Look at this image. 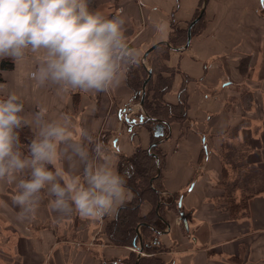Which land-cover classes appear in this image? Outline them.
Instances as JSON below:
<instances>
[{"label": "crops", "instance_id": "obj_1", "mask_svg": "<svg viewBox=\"0 0 264 264\" xmlns=\"http://www.w3.org/2000/svg\"><path fill=\"white\" fill-rule=\"evenodd\" d=\"M95 1L102 5L117 3L121 7L117 15H123L126 19L125 36L139 52L156 41L168 40L172 30L171 20L186 24L193 18L201 2ZM204 12L203 31L191 38L187 49L173 50L176 56L169 59V66L176 68V73L167 99L177 102L179 89L186 84L193 122L196 120L200 125V119L204 121L200 128L194 125L190 129L185 128L183 135L181 125L171 123L168 128L171 136L161 143L167 153L161 173L165 189L182 193L191 182H195L183 198V205L194 210L190 222L192 244L184 254H178L180 257H176L174 263L264 264V191L250 198L244 215L230 218L220 204L213 202L217 192L211 193L214 188L209 181L214 168H222L223 145L233 140L240 142L247 159L245 164L264 171V0H208ZM38 64V54L30 53L23 62L14 63L12 69H0L4 78L0 81V95L11 92L18 94L24 103V114L28 116L41 107L47 109L50 120L67 114L77 136L81 130L95 136L102 129L118 130L121 120L119 107L133 94L126 82L109 93H61L57 86H41L31 78ZM244 89L254 92L249 111H239ZM233 91L236 92L235 98L232 97ZM233 107L235 110H232ZM255 111L261 114L254 115ZM245 119L250 120L246 125L243 124ZM205 120L208 125L206 129L202 126ZM232 123L238 127L236 130L235 126L231 127ZM137 128L141 138L138 143L145 147L149 132L143 124H138ZM130 131L127 127L122 135L111 136V142L118 144V148L126 154L134 152L135 141L139 138V135L132 137ZM203 136L207 147L204 146ZM205 148L208 154L201 163L200 155ZM110 153L117 165V155L111 150ZM211 156L214 159L211 160ZM56 166L79 174V169H71L67 161H57ZM198 183H202L201 186ZM15 191L13 183L0 181V218L6 221V227L0 226V234L4 236L9 232L4 237L8 246L12 242V246H9L14 251L11 263L101 264V257L115 259L126 256L127 248L108 242L106 222L86 219L75 213L61 216L51 208L52 197L46 192L41 193L35 218L21 223L16 218L19 209L12 202ZM150 209V203L145 201L141 205V214ZM166 214L172 228L176 224L175 228L182 229L178 217L171 218L169 209H166ZM92 227L96 232L101 231V238L94 234L96 239L88 243L83 237L88 236ZM185 241H188L187 238ZM86 243L92 246L84 247ZM95 246L98 253L93 251ZM177 252L182 253L183 249L180 247Z\"/></svg>", "mask_w": 264, "mask_h": 264}, {"label": "clouds", "instance_id": "obj_2", "mask_svg": "<svg viewBox=\"0 0 264 264\" xmlns=\"http://www.w3.org/2000/svg\"><path fill=\"white\" fill-rule=\"evenodd\" d=\"M91 0H0V60L14 63L38 54L31 78L39 85L57 86L61 93H109L122 86L142 63V54L125 36L123 15L111 18L90 8ZM30 128L27 151L20 130ZM67 161L70 172L57 161ZM109 148L94 134L74 132L65 114L47 118L41 107L31 116L15 92L0 97V181L13 183L17 220L30 222L41 193L61 216L116 218L134 198Z\"/></svg>", "mask_w": 264, "mask_h": 264}, {"label": "trees", "instance_id": "obj_3", "mask_svg": "<svg viewBox=\"0 0 264 264\" xmlns=\"http://www.w3.org/2000/svg\"><path fill=\"white\" fill-rule=\"evenodd\" d=\"M98 6L95 0H91V9L95 10ZM198 10L199 8L196 10L195 17L199 14L200 10ZM116 14V11H111L106 17L111 18L116 16ZM171 25L173 30L169 34L168 41L173 46L184 45L187 41L188 28L177 27L173 20ZM204 27L205 12L202 18L192 26V36L197 33L200 34ZM162 46L165 50L164 55H168L170 49L166 45ZM13 66L14 62L10 58L0 60V69L2 71L12 69ZM156 70L152 67L153 77L144 94L142 113H145V117L140 119L141 113L137 116L138 121L136 123L129 122L128 124L132 137L136 135V131L133 129L137 124L147 125L152 133L153 139L151 143H154V145L150 149H143L139 145H136L134 152L131 154H126L119 148L116 149L118 154V170L122 174L125 172L128 174L127 187L134 193V198L124 207L120 208L118 217L111 218L105 225V234L110 244L116 246L130 245L134 247L139 246L140 237L137 234V228L140 226L142 246L145 254L140 256L138 264H172L169 260L166 261L162 257V252L167 250L165 248L166 246L161 243V234L158 231L167 230L170 220L167 218L166 209H177V201L179 200L180 194L167 191L162 184V174L159 172L158 167L159 169L163 167V155L158 148V138L154 135L156 125L160 121L166 124L178 122L182 125L181 127L189 128L188 121L193 122L188 112L190 106L187 92L184 89L185 87L182 90L184 94L182 93L178 102L171 103L165 97L172 87L176 69L170 70L169 77L163 75L161 68ZM163 70H165V67ZM146 77L147 72L141 63L138 68L133 69L128 74L126 85L135 94L143 85ZM3 80L4 78L0 71V81ZM0 97L3 96L0 95ZM32 138L33 132L30 128L25 127L20 130V139L25 151H27V145ZM206 149L203 150L204 158L208 154ZM153 154L158 155V164ZM242 189V194L239 199L236 196H232V194H227L226 189L218 197L219 199H225L221 207L228 212L230 218H238L244 215L247 212L250 198L264 191V189L249 190L248 186L242 187ZM145 201L150 202L152 207L147 213L141 214V205ZM184 231L187 234L185 229ZM137 256L138 253L135 250H131L125 257L116 260L117 263L119 262L118 264H135Z\"/></svg>", "mask_w": 264, "mask_h": 264}, {"label": "rangeland", "instance_id": "obj_4", "mask_svg": "<svg viewBox=\"0 0 264 264\" xmlns=\"http://www.w3.org/2000/svg\"><path fill=\"white\" fill-rule=\"evenodd\" d=\"M201 4H202V2H201ZM201 4H199L200 7L198 6L199 10L201 8ZM98 5L99 6L97 7V9H95V10L92 9V10L98 11L102 15H105V16H107L108 14H110L111 11H116V13H118V10L121 9V7L117 3L109 4V5L108 4H105V5L98 4ZM116 16H117V14H116ZM194 18H195V14H194L193 18L189 22H187L186 24L182 23V25L179 24L178 22H175L174 20H173V22L175 23V25H177V27L187 29L189 27L190 22ZM171 22H172V20H171ZM171 29L173 30L172 25H171ZM195 35L197 36L199 34L197 33ZM149 45H147L145 48H141L140 53L142 55L144 53V50L147 49V47ZM162 45H165V44L158 45L152 52L149 53V55H148V57L146 59V66L149 69H151V70H152V67H154L155 70L156 69L158 70V69L161 68V70L163 71V75L165 77H169L170 76V73H171L170 70L176 69L174 67L169 66V61H170L169 59H171L176 53H175V51L171 50L166 45L170 49V51H169L168 55H164L165 54L164 53L165 50H164V47ZM244 62H246V61L244 60ZM142 66H143V64H142ZM164 67H165V70H163ZM175 73H174V75H175ZM152 77H153V74H152ZM173 80H174V78H173ZM172 87H173V83H172ZM172 87H171V89H172ZM183 87H185L184 89L187 92L188 103H189V106H190L188 108V110H189L188 112H190L192 110V107H191L192 105L190 104V98H189V94H188V91H187V88H186V84H184V85H182L180 87L181 89H179L180 90V93H179L178 100L182 96ZM171 89L169 90V92L171 91ZM238 90H240V88ZM136 92H135V94H136ZM169 92H167V93H169ZM253 93H254L253 91L252 92L251 91H248V89H244L243 90L242 98H241L242 99V103H241L242 104V108L239 109V111H241L243 109L249 111L251 109L252 100H253L252 99ZM135 94H132L131 97H130V99L126 103L120 105V107H119V109L122 110L124 108H127L128 106H131L132 107L131 110H130V117L131 118H138L137 116L143 112V107L140 106V101H141V98L142 97H140L137 100H135L134 99ZM234 94H236L235 91H233V94H232V97L233 98H235L234 97L235 96ZM166 99H167V97H166ZM178 100H177V102H178ZM171 103H174V102H171ZM232 110H235V108L233 107ZM122 112L124 113V111H122ZM260 114H261L260 111H255V113H254V115H260ZM189 115H190V113H189ZM190 117H192V116L190 115ZM137 121H138V119H137ZM195 121L196 120H194V122L188 121L189 122L188 123L189 124V129L192 127V125H194V127H198V128L201 127V123H202L203 119H200V121H201L200 122V125H198L199 122H195ZM248 122H250L249 119L243 120V124H245V125ZM176 123H178V122H176ZM118 124H119L118 125L119 126L118 127V130H115L113 132V131H108V130L102 129L96 135V137L104 145H106L111 151H113L117 155V161H118V154L116 152V149L118 148V144L117 145H114L111 142V136H115L116 137V136L122 135L124 132H126L129 122L125 119L124 115H122L121 116V120L118 122ZM137 125L134 127L133 130L136 131V135H139ZM169 126H171V123H167L165 125V128H164V135H163V137H166L165 139H168V137L171 136V134L169 132L167 133V130H168ZM202 126H204L205 129L207 128L208 125H207L206 120H205V125L202 124ZM233 126H235L234 123L231 124V127H233ZM144 127L148 130L150 137L145 142V147H144L142 144H139L138 143V141H141L140 135H139V138H137L138 136H136L135 138H137V139L135 141L134 150L136 148V145H139V147H141L143 149H149V146H150V144L152 142V139H153L152 138V133H151V131L148 128L147 125H144ZM184 128L185 127L183 126L180 129L181 130V135H183L185 133V129ZM237 128L238 127L235 126L234 130H236ZM234 130H233V132H234ZM130 134H131V132H130ZM163 137L162 136L157 137L158 138L157 139L158 148L160 149L161 154L163 155V160H162V166L163 167H162V169L164 168V166L166 164L165 162H166V154H167L166 151H165V149L162 147V144H161L163 141H165V139H163ZM236 142H237V140L236 141L233 140V141H230L229 144L226 143L225 145H223V148H225V149H223V152H222V168H214L213 173H210V176H209V179H210L209 181L211 182V185L214 188V189L211 190V193H214V192L216 193L217 192L215 194L216 198H213L212 200H214L213 202H216V203H218L220 205L224 204L223 202L225 201V199H219L218 197H220L222 195V193L224 192L225 189H226L227 194H232V196H236L237 199H239V197H240L239 195H241L239 193H240V191L243 190L242 187L248 186L249 190L264 189V171L260 170L259 167H255L254 165H246L245 164L246 161H247V159L244 156L245 153L241 150L240 142L239 141H238L239 143H236ZM121 151L123 152V150H121ZM203 153L204 152L202 150V153L200 155V162L201 163H203V160H204ZM212 159H214L213 156H211V160ZM214 165L216 166V162H215ZM162 169H159V167H158V170L161 173H162ZM199 173H200V170H199ZM161 178H162V175H161ZM198 184H199V186H201L202 183H198ZM179 194H181V193H179ZM150 205L152 207V204L151 203H150ZM169 214H170L169 216L171 218H177L178 217L179 220H180V222H181L180 225L181 224L183 225L182 229L181 228L178 229V228H175V226H176V224H175L174 228L171 227L170 230L167 233H165L164 235H160L161 243L166 246L165 248L167 250V251H163L162 252V257L166 261L169 260L172 264H175L174 263V261L176 260L175 258L176 257L177 258L180 257V255H178V254H184V251L187 249V247H189L192 244V242H191L192 241V239H191L192 232H190V229H191L190 228L188 232L186 231L187 234H190V235H187L185 233V231H184L185 226H184L183 222L181 221V219L179 217L178 209H176V210H174V209L169 210ZM5 217H7V216H5ZM109 220H110V218L105 217L104 220H102V222H106L107 223ZM5 223H6V221H2L1 218H0V226L2 228L3 227H6L5 226ZM106 223L104 225H106ZM180 225H178V226H180ZM91 226H93V225L91 224ZM0 230H1V228H0ZM94 232H96V231H95L94 227H92V229L90 230V233L91 234L90 233H87L88 234L87 237L83 235L84 236L83 239H85L88 243H91L92 241H94V239H96L93 236L94 234L96 235V237H100L101 238V236H100L101 231L98 230L96 233H94ZM8 234H9V232L6 233V234H4V236H7ZM89 235H90V237H89ZM4 236H2L0 234V264H13V263H11V261H12V257L14 256V254H13L14 251H13V248L12 247H9V246H12V242L10 241L9 246H8V241H6V237H4ZM70 237H71V235L69 236V238ZM163 238H165V239H163ZM186 238L188 240L187 242L185 241ZM8 239H10V238L8 237ZM88 243H86V245H83V246L84 247L86 246L88 248L90 246H92L91 244H88ZM118 247H125V248H127L126 249L127 250L126 251L127 254L131 250H135L138 253V250H137L138 247H134V246H130V245H122V246H118ZM180 247L183 249V252L182 253L177 252L178 248H180ZM97 250L98 249L95 246L94 247V250H93L94 253H98ZM143 254H145L144 251H143L142 255ZM90 255H92V254H90ZM101 259H102L101 260V264H118L119 262L117 263V260H119L121 258L115 257V259L114 258H112V259H105V258L101 257Z\"/></svg>", "mask_w": 264, "mask_h": 264}, {"label": "water", "instance_id": "obj_5", "mask_svg": "<svg viewBox=\"0 0 264 264\" xmlns=\"http://www.w3.org/2000/svg\"><path fill=\"white\" fill-rule=\"evenodd\" d=\"M207 2L208 0H202V4H201V8H200V12L199 14L190 22L189 24V27H188V33H187V41L185 42L184 45L182 46H173L168 40H159V41H156L154 42L153 44H151L146 50L145 52L143 53L142 55V64H143V67L146 69L147 71V77L145 78L144 82H143V85L141 86V88L136 92L135 96H134V99L137 100L138 98L142 97L141 98V101H140V106L142 107L143 106V100H144V94L146 92V89L152 79V70L149 69L147 66H146V59L149 55L150 52H152L158 45L160 44H165L167 45L171 50H176V51H182V50H185L188 48L189 46V43L191 41V38H192V33H191V28L192 26L197 23L203 16V13L206 9V6H207ZM128 108V109H127ZM127 108H124L122 110H120V116L124 115L125 119L128 121V122H131V123H136L137 122V119L136 118H131L130 117V110H131V106H128ZM124 111V113L122 112ZM143 117H145V113H142L140 115V119H142ZM165 125L166 123L163 122V121H160L157 125H156V130L154 132V135L156 137H160L164 135V128H165ZM170 128V126H169ZM166 137H163V139H165ZM202 140L204 142V146L207 147V143L205 141V136L202 137ZM154 143H152L150 146H153ZM150 149V147H149ZM155 156V158L157 159V164H158V155L156 154H153ZM194 183L195 182H191V184L189 185V187L187 188L186 191L182 192L180 194V197H179V200L177 201V209H178V213H179V217L181 219V221L183 222L184 226H185V229L186 231L188 232L189 229H190V222L192 221V214H193V209H188L186 208L184 205H183V198L184 196L186 195V193L188 191H190L193 186H194ZM140 226L137 228V234L138 236L140 237V242H139V246H138V256H137V259H136V262L135 264H138V261H139V258L140 256L142 255L143 253V246H142V235H141V232H140ZM171 226L170 224H168V228H167V231H158L159 234H165L167 233L169 230H170Z\"/></svg>", "mask_w": 264, "mask_h": 264}, {"label": "flooded vegetation", "instance_id": "obj_6", "mask_svg": "<svg viewBox=\"0 0 264 264\" xmlns=\"http://www.w3.org/2000/svg\"><path fill=\"white\" fill-rule=\"evenodd\" d=\"M151 144H152V143H151ZM151 144H150V145H151ZM149 147H151V146H149ZM169 224H170V223H169ZM170 225H171V224H170Z\"/></svg>", "mask_w": 264, "mask_h": 264}]
</instances>
